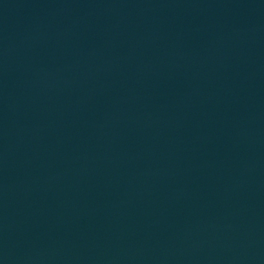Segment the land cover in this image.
Segmentation results:
<instances>
[{"label":"water","instance_id":"water-1","mask_svg":"<svg viewBox=\"0 0 264 264\" xmlns=\"http://www.w3.org/2000/svg\"><path fill=\"white\" fill-rule=\"evenodd\" d=\"M0 264H264V0H0Z\"/></svg>","mask_w":264,"mask_h":264}]
</instances>
